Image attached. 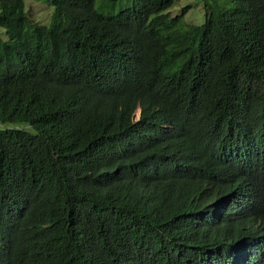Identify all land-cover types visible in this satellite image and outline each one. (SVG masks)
Here are the masks:
<instances>
[{
    "label": "trees",
    "instance_id": "16d2710c",
    "mask_svg": "<svg viewBox=\"0 0 264 264\" xmlns=\"http://www.w3.org/2000/svg\"><path fill=\"white\" fill-rule=\"evenodd\" d=\"M41 1L0 0V264H264V0Z\"/></svg>",
    "mask_w": 264,
    "mask_h": 264
},
{
    "label": "rangeland",
    "instance_id": "374dc122",
    "mask_svg": "<svg viewBox=\"0 0 264 264\" xmlns=\"http://www.w3.org/2000/svg\"><path fill=\"white\" fill-rule=\"evenodd\" d=\"M216 3L228 6L227 0H179L167 12L171 16L176 17L182 14V10L185 7L190 6L191 9L184 18V26H201L206 21L207 10ZM132 6L133 0H98L96 3V8L98 10L102 9L106 14H117L121 10ZM26 7L32 21L46 26L50 25L54 13L53 7L41 0H26ZM0 38L3 41L7 40L5 30L2 28H0ZM138 116L139 112L137 113Z\"/></svg>",
    "mask_w": 264,
    "mask_h": 264
},
{
    "label": "clouds",
    "instance_id": "9594fccd",
    "mask_svg": "<svg viewBox=\"0 0 264 264\" xmlns=\"http://www.w3.org/2000/svg\"><path fill=\"white\" fill-rule=\"evenodd\" d=\"M139 112V116L137 117V113ZM141 116H142V109L141 108H138V110L136 111V113H135V119H134V121L135 122H138V121H140L141 120Z\"/></svg>",
    "mask_w": 264,
    "mask_h": 264
}]
</instances>
